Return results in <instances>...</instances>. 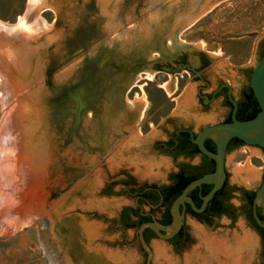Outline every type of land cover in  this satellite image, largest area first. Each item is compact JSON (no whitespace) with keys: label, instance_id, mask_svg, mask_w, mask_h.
I'll return each mask as SVG.
<instances>
[{"label":"rangeland","instance_id":"374dc122","mask_svg":"<svg viewBox=\"0 0 264 264\" xmlns=\"http://www.w3.org/2000/svg\"><path fill=\"white\" fill-rule=\"evenodd\" d=\"M72 1L71 21L52 9L43 13L46 23L67 36L63 46L70 49V39L80 27L104 35L88 39L94 62L86 50L79 49L77 55L76 50L62 49L59 53H67L66 57L48 70L49 89L60 75L73 72L54 100L63 140L47 186V211L42 214L28 209L23 201L32 188L17 169L18 163H24L17 159L20 144L14 132L19 108L0 63V264H202L201 257L214 255L219 259L211 264H264L261 239L249 229L250 211L241 191L229 201L234 219L223 216L204 224L183 217L185 241L175 250L160 238L144 245L139 228L126 227L122 218L125 211L138 208L131 193L170 185V176L180 164L153 150L156 141L165 139L158 128L173 119L177 124H191L197 132L200 126L222 118L188 111L195 105L196 93L188 72H157L150 63L139 65V51L160 44L161 49L146 51L148 62L159 60L169 66L182 53H201L210 64L202 74L212 83L229 81L236 94L244 73L259 61L264 0ZM27 3L0 0V21L17 24ZM187 12L192 17L176 24ZM170 34H178L179 41L172 42ZM103 43L110 49L104 50ZM132 67L136 72L127 83ZM147 74L153 75L151 80ZM167 83L171 94L163 88ZM127 101L139 105L138 110L128 111ZM190 165L194 168L198 161ZM248 166L256 174L251 182L239 174ZM226 174L229 187L258 190L264 178V150L251 145L232 150L226 156ZM149 210L143 206V211ZM155 215L160 217V212ZM127 220L128 224L136 222ZM217 246L221 252L215 254Z\"/></svg>","mask_w":264,"mask_h":264},{"label":"bare ground","instance_id":"6f19581e","mask_svg":"<svg viewBox=\"0 0 264 264\" xmlns=\"http://www.w3.org/2000/svg\"><path fill=\"white\" fill-rule=\"evenodd\" d=\"M72 6V0H28L26 11L19 17L17 24L7 25L0 21V57L3 58L0 63L10 83V93L17 99V108H19L18 114L15 113L17 114L15 115L17 116V125L16 127L14 125V132L17 142L20 144L18 147L20 153L17 159H24V163H18L17 169L22 171L28 179V187L30 185L32 188L29 193L24 195L23 201H25L28 209H35V213L41 214L47 211L49 199V187L47 186L50 181L52 166L57 161L59 142L63 140L62 135H60L59 121L54 116V100L61 94V89L67 84L66 77H69L73 71H68L67 75L63 73L54 80L52 89L48 88L46 77L50 68L58 66L66 57L65 55L70 51L72 52V45L79 43L77 39L72 37L70 49L67 50L62 44V40L67 36L57 31L56 26L46 23L43 13L52 9L65 21H69ZM191 14L187 12L181 15L176 24L182 23L186 17L191 18ZM75 20L76 18L73 19V24H76ZM169 39L173 42L174 35L170 34ZM168 42L170 43V41ZM62 49L67 52L64 53L65 55L59 53V50ZM78 64L79 61L76 67ZM147 76L150 80L153 77L152 74H147ZM40 80H44L42 85H39ZM163 88L168 94L172 93L169 83L163 85ZM127 107L128 111L134 112L138 110L139 105L127 101ZM9 157L13 156L10 154ZM239 174L241 179L246 182H251L256 177L254 170L249 166L240 170ZM16 176L17 174L14 177ZM25 190L27 189L25 188ZM11 202L13 203V201ZM32 211L34 212V210ZM218 247L212 252H217L215 254L221 252V246ZM216 256L203 259L201 257L200 262L211 264L214 260L218 261L219 258L217 259Z\"/></svg>","mask_w":264,"mask_h":264},{"label":"flooded vegetation","instance_id":"af4514ba","mask_svg":"<svg viewBox=\"0 0 264 264\" xmlns=\"http://www.w3.org/2000/svg\"><path fill=\"white\" fill-rule=\"evenodd\" d=\"M263 55L264 40L261 42L259 47V60ZM198 64L200 67L195 68ZM179 66H182L183 68L177 73L175 70H177ZM209 67L210 64L208 63L207 58L201 53H182L176 59L173 66L160 64L159 60L152 62V68L154 70L156 69L157 72H169L172 74L188 72L189 78H191V81L196 85V93L193 98L195 105L190 107L188 111L191 113L199 112L204 115H220L222 118L217 120L215 123L200 126L197 132L193 130V126L191 124H177L174 123L173 119H167L162 126L158 128V130H160L165 136V139L163 141H156L153 145V150L157 153V155H161L173 163L179 161L180 164L177 165V171L172 173L170 176V185L165 187H148L136 193H131L135 196L134 198L138 208L136 210L131 209L128 212V217L131 218V220L135 219L137 223H140L139 228L142 225L153 221H156L163 226L171 225L173 222V215L171 212L172 205L190 183L183 189L181 194L175 197L174 200L167 202L166 191L168 187L175 185L181 177L186 179L195 178V180H197L216 171V162L212 158L204 155L194 142V139L200 132L211 126L232 123L234 122V118L240 122L249 121L254 119L260 112V106L251 87L253 70L251 72L246 71L244 73V81L242 80L243 82H241L239 88L237 89V93L235 94V88L229 81L216 80L212 83L205 74H202ZM245 145L247 144L238 138H233L227 146V154L232 150L239 149ZM204 146L208 151L217 153L216 143L212 139H207ZM195 160L198 161V165L193 168L190 163ZM225 182H227V180ZM209 187L212 190L213 185ZM207 190V187H201L197 191L193 190L189 194V197L193 200V203L197 208L201 207L203 198L208 195L204 196V193ZM238 190L241 191L240 189ZM239 191L232 192L229 198L223 197V205L221 206L213 205L210 202L205 211L202 213H196L189 203H185V205L180 206V214L185 220L187 217H191L204 224H209L213 219L223 216L229 219H234L235 216L220 214V212L225 207H231L229 205V201L232 194ZM144 205L149 206L150 210L147 212L143 211ZM157 212H160V217L158 218L155 215ZM257 214L263 216L260 208H257ZM248 226L249 229L261 239L262 252L264 254V228L257 223L255 218L254 221L250 219ZM162 233L166 234L163 231ZM143 237L146 242L152 238H160L151 228H146L144 230ZM165 241L168 242L174 250L177 249L185 241L184 229L181 228L173 238Z\"/></svg>","mask_w":264,"mask_h":264},{"label":"water","instance_id":"95a60500","mask_svg":"<svg viewBox=\"0 0 264 264\" xmlns=\"http://www.w3.org/2000/svg\"><path fill=\"white\" fill-rule=\"evenodd\" d=\"M103 35V32H98L96 30L89 31V29L87 28L80 27L78 30V34L76 35V37H74V39H77L79 43H74V45H72V50H76L77 55L80 54L79 49L81 50V52L86 50L87 57H89L90 61L94 62L93 58H90L91 53H93V49L90 46L88 39L90 37H95L98 39ZM173 40H176L178 42L179 35L176 34ZM110 42L111 38H108V44H110ZM103 47L104 50L110 49V46H108L106 43H103ZM155 48L161 49V45L156 44L154 46H147L141 49L138 53L139 56H137V64L143 65L144 63H150L149 65H152L151 62H148L150 56L146 55V51L148 49ZM135 54L137 55V53ZM91 57H93V54ZM199 67V64L195 66V68ZM182 68V66H179V68L175 70V72L178 73ZM135 72L136 67H132L127 76L128 79H126L127 83L130 82L132 78H134ZM251 87L260 106V112L252 120L240 122L234 118V122L232 123L211 126L209 128L204 129L197 135V137L194 139L195 144L198 146L199 150L204 155L212 158L216 162V171L212 174H207L197 180H194L184 189L183 193L175 200L172 205L171 212L173 215V222L171 225L163 226L158 222L153 221L150 223H146L139 228L138 233L144 245L146 244V242L143 237V232L146 228H151L157 233L160 238L164 240H169L173 238L180 231L183 224V216L180 214L181 205L189 203L196 213H202L203 211H205V209L207 208L211 200L214 198L216 193L223 188L224 183L226 181L227 146L233 138H238L247 145L258 146L264 149V55L257 62L253 69L251 77ZM80 106L81 105L78 104L77 113L79 112ZM207 139H212L216 143L217 153H212L205 148L204 143ZM205 184L213 185V188L208 193V195L203 198L201 207L197 208L194 205L193 200L189 197V194L197 187H201ZM257 208H261L264 217V178L260 188L256 190L253 205L254 218L256 219L257 223L262 228H264V222L259 218L257 214ZM162 231L166 234H163Z\"/></svg>","mask_w":264,"mask_h":264},{"label":"trees","instance_id":"16d2710c","mask_svg":"<svg viewBox=\"0 0 264 264\" xmlns=\"http://www.w3.org/2000/svg\"><path fill=\"white\" fill-rule=\"evenodd\" d=\"M195 178H179L177 183L175 185H171L170 187H168L167 191H166V201H172L175 199V197L179 194H181V192L183 191V189L192 181H194ZM209 186L212 185H202L201 187H207L208 190L204 193V196H206L209 191L211 190ZM201 187H197L196 189H194V191H197L199 188ZM234 191H239L236 187H229L228 183L225 182L223 188L215 195V197L213 198V200L211 201V204L213 205H218L221 206L223 205V197L224 198H229L231 193ZM244 197L243 199L246 202V207L249 209L250 211V219L254 221L253 218V205H254V199H255V195H256V191H244L241 190ZM130 210H127L124 212L122 218H123V223L124 225H126V227L128 228H133V227H137L139 228L140 223L134 222L133 224H128L127 219L129 218V212ZM137 213V211H136ZM220 214H227L229 216H234L233 211H231V207H225L221 210ZM259 218L264 222V217L262 215H258ZM148 242V241H147ZM263 245H264V240H263Z\"/></svg>","mask_w":264,"mask_h":264}]
</instances>
